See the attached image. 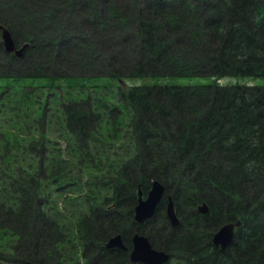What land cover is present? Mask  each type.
Segmentation results:
<instances>
[{
    "label": "trees",
    "instance_id": "trees-1",
    "mask_svg": "<svg viewBox=\"0 0 264 264\" xmlns=\"http://www.w3.org/2000/svg\"><path fill=\"white\" fill-rule=\"evenodd\" d=\"M0 24L29 43L0 32L5 260L128 264L106 245L139 231L169 264H264V0H0ZM155 180L178 225L166 197L136 222Z\"/></svg>",
    "mask_w": 264,
    "mask_h": 264
},
{
    "label": "water",
    "instance_id": "water-1",
    "mask_svg": "<svg viewBox=\"0 0 264 264\" xmlns=\"http://www.w3.org/2000/svg\"><path fill=\"white\" fill-rule=\"evenodd\" d=\"M0 32L2 43L4 44L5 50L7 52H13L17 56H21L23 51L29 46V43H25L18 47L10 29L4 24H0ZM165 192V186L159 182L154 181L151 189L149 190L146 197H143L142 192L139 190V200L135 206V220L137 223H141L145 219L154 215L158 203L161 201L163 194ZM198 210L202 213H209V207L206 203L199 204ZM167 215L171 220L173 225L179 223V219L176 215L174 208L173 198L170 196L167 205ZM242 224L241 220L234 222H227L220 227V229L214 234L213 242L222 248L227 247L234 239L235 228ZM132 249L130 251V261L142 264H165L170 258V254L164 249L155 248L149 237L134 232L132 237ZM107 247L109 248H123L127 249L124 243V238L122 234H118L107 242ZM28 264H41L38 262H28Z\"/></svg>",
    "mask_w": 264,
    "mask_h": 264
},
{
    "label": "rangeland",
    "instance_id": "rangeland-1",
    "mask_svg": "<svg viewBox=\"0 0 264 264\" xmlns=\"http://www.w3.org/2000/svg\"><path fill=\"white\" fill-rule=\"evenodd\" d=\"M154 79H147V78H140V79H135L132 80L131 82H138V83H146V82H152ZM210 80L208 77H187V76H182V77H168L165 78L164 82H168L171 84H189V83H206ZM237 79H232V78H223L220 79L222 83H228L230 81H233L235 83ZM253 83H264V77H259V78H254L251 80ZM78 90H73L74 93H76ZM163 183V182H162ZM139 232V231H138ZM144 234V233H143ZM147 235V234H146ZM149 236V235H148ZM79 246V245H78ZM6 248L3 247V244L0 242V264H21L16 261H11V260H5L3 257L4 252H6ZM78 257V256H77ZM78 261H72V263L68 262L69 264H84L83 259L77 258ZM128 264H140V263H135V262H129Z\"/></svg>",
    "mask_w": 264,
    "mask_h": 264
},
{
    "label": "flooded vegetation",
    "instance_id": "flooded-vegetation-1",
    "mask_svg": "<svg viewBox=\"0 0 264 264\" xmlns=\"http://www.w3.org/2000/svg\"><path fill=\"white\" fill-rule=\"evenodd\" d=\"M151 189V188H150ZM140 190V189H139ZM141 192H142V190H140ZM149 192V191H148ZM139 194V193H138ZM142 194H143V192H142ZM148 194V193H147ZM147 194L146 195H144L143 194V197H146L147 196ZM171 195H169L168 193H167V191L165 190V192H164V194H163V197H162V199H161V201L158 203V205L162 202V200H163V198L164 197H166L167 198V204H166V207H165V212H166V215H167V205H168V201H169V197H170ZM172 197V196H171ZM173 198V197H172ZM173 201H174V199H173ZM157 205V206H158ZM174 208H175V212H176V215H177V217L179 218V215H178V212H177V209H176V205H175V202H174ZM197 211L199 212V210H198V205H197ZM199 213H201V212H199ZM209 213H210V208H209ZM209 213H202V214H209ZM154 216V215H153ZM153 216H151V217H149V218H147V219H145V220H148V219H150V218H152ZM167 218H168V220L170 221V223H171V225L172 226H174L173 224H172V222H171V220L169 219V217H168V215H167ZM145 220L144 221H142L141 223H143V222H145ZM227 223V222H226ZM225 224V223H224ZM224 224H222V225H224ZM178 225V224H177ZM221 225V226H222ZM220 226V227H221ZM237 228V227H236ZM236 228H235V233H236ZM217 231V230H216ZM216 232H214V234H215ZM214 234H213V237H214ZM133 237V236H132ZM149 239H150V241H151V243H152V245L154 246V244H153V242H152V240H151V238L149 237ZM132 246H133V243H132ZM132 246H131V248L129 249V247L127 246V250H129V260H130V251H131V249H132ZM155 247V246H154ZM155 248H157V249H163V248H158V247H155ZM166 251V250H165ZM171 260H172V255H171V252H170V258H169V260H168V262H166L165 264H169L170 262H171ZM129 262H131V261H129Z\"/></svg>",
    "mask_w": 264,
    "mask_h": 264
},
{
    "label": "bare ground",
    "instance_id": "bare-ground-1",
    "mask_svg": "<svg viewBox=\"0 0 264 264\" xmlns=\"http://www.w3.org/2000/svg\"><path fill=\"white\" fill-rule=\"evenodd\" d=\"M155 181H159V182H161L160 180H155ZM153 183H154V181H153ZM153 183H152V185H153ZM161 183H162V182H161ZM162 184L164 185V183H162ZM164 186H165V185H164ZM151 187H152V186H151ZM165 189H166V188H165ZM203 203H206V202H203ZM203 203H201V204H203ZM206 204L208 205V203H206ZM208 207H209V205H208ZM199 212H200V211H199ZM201 213H202V212H201ZM178 219H179V223H180V218H178ZM179 223H178V224H179ZM219 229H220V228H219ZM219 229H218V230H219ZM218 230H217V231H218ZM217 231H216V232H217ZM135 232H138V231H135ZM138 233H140V232H138ZM141 234H143V233H141ZM117 235H118V234H117ZM144 235H146V234H144ZM115 236H116V235H115ZM146 236H148V235H146ZM112 237H114V236H112ZM112 237H111V238H112ZM148 237H149V236H148ZM109 240H110V239H109ZM106 246H107V245H106ZM166 252H167V251H166Z\"/></svg>",
    "mask_w": 264,
    "mask_h": 264
}]
</instances>
